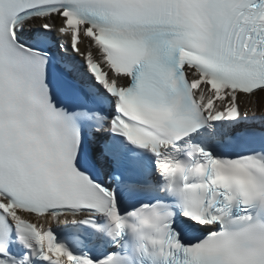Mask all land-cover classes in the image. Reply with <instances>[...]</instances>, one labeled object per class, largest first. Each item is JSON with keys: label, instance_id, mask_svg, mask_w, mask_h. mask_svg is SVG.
<instances>
[{"label": "snow or ice", "instance_id": "snow-or-ice-1", "mask_svg": "<svg viewBox=\"0 0 264 264\" xmlns=\"http://www.w3.org/2000/svg\"><path fill=\"white\" fill-rule=\"evenodd\" d=\"M0 264H264V0H0Z\"/></svg>", "mask_w": 264, "mask_h": 264}]
</instances>
